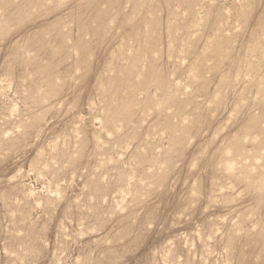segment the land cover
Instances as JSON below:
<instances>
[{
  "label": "rangeland",
  "instance_id": "rangeland-1",
  "mask_svg": "<svg viewBox=\"0 0 264 264\" xmlns=\"http://www.w3.org/2000/svg\"><path fill=\"white\" fill-rule=\"evenodd\" d=\"M0 264H264V0H0Z\"/></svg>",
  "mask_w": 264,
  "mask_h": 264
}]
</instances>
